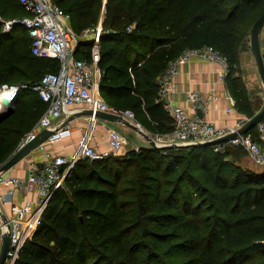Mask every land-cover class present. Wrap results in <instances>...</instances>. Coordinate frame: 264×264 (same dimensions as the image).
I'll use <instances>...</instances> for the list:
<instances>
[{"label":"trees","instance_id":"1","mask_svg":"<svg viewBox=\"0 0 264 264\" xmlns=\"http://www.w3.org/2000/svg\"><path fill=\"white\" fill-rule=\"evenodd\" d=\"M53 1L71 14L82 41L78 57L91 60L93 42L84 43L82 33L102 23L101 93L133 109L155 133L174 128L158 77L188 47L213 45L225 55L236 107L248 117L258 111L242 53L264 0ZM0 13L30 14L20 0H0ZM31 45L23 24L11 32L0 24V84L28 85L0 113V165L48 106L31 86L59 66ZM262 47L264 54V36ZM249 132L258 135L256 126ZM233 147L242 146L220 152L213 145L151 144L80 159L15 264H264V168L230 157Z\"/></svg>","mask_w":264,"mask_h":264},{"label":"built area","instance_id":"2","mask_svg":"<svg viewBox=\"0 0 264 264\" xmlns=\"http://www.w3.org/2000/svg\"><path fill=\"white\" fill-rule=\"evenodd\" d=\"M30 14L6 18L0 13V24L4 32H11L17 24H23L32 38V51L36 55L52 57L59 60L58 69L47 71L40 82L32 85L41 98L48 103L44 113L37 123L28 131L20 141L19 146L34 138L44 128H54L64 115L74 112V108L83 105L93 111L89 119L93 124L100 120L99 111L118 114L134 123L144 135H149L158 145L172 143H199L222 137L238 130L246 120L236 126L220 127L209 120L204 114L208 104L216 95L211 92L204 95L199 90L189 92L195 111L190 112L185 107L176 104L169 98L174 87V78L182 64L190 63L194 58L217 61L223 66L220 77L224 78L228 70V58L215 46L205 45L188 47L176 58L171 59L164 72L158 77L159 94L164 106L174 121V128L166 133L147 132L138 120L133 109H122L110 104L102 95L100 79L102 70L99 67L101 42L103 30L100 22L94 28H87L82 36H93L91 60L76 55V48L80 35L71 25V14L53 0H20ZM131 29V27H130ZM26 84H0V93L12 95L8 104L0 112L7 110L22 88ZM14 98V100H13ZM233 105L236 99L229 94ZM232 107L227 110L231 111ZM68 122L58 124V128L37 149L43 152L40 162L32 161L26 176L5 174L0 171V187L6 186L5 192H0V244L6 234L11 236V249L5 264H15L26 241L32 238L42 222L43 214L54 192L65 186L66 176L80 159L92 160L104 158L110 151L98 150L91 143L93 132L86 133L79 141L78 150L74 154L57 153L49 148L70 133ZM257 137L248 132L236 137L221 141L213 145L215 151L225 152L230 146L241 145L250 154L257 165H264V120L257 125ZM108 143L112 151H117L126 143L125 137L115 128H111ZM18 146V147H19ZM23 194L26 199L23 203L14 202L16 194ZM33 194L32 197L29 195ZM9 203V209L5 204ZM2 206V207H1Z\"/></svg>","mask_w":264,"mask_h":264},{"label":"crops","instance_id":"3","mask_svg":"<svg viewBox=\"0 0 264 264\" xmlns=\"http://www.w3.org/2000/svg\"><path fill=\"white\" fill-rule=\"evenodd\" d=\"M84 39L85 41L83 42L86 44H88V40L93 42L92 35H87L84 37ZM81 42L82 41H80L78 45L80 44L82 47ZM257 68L258 74L262 80L259 65ZM222 71L223 66L219 62L201 58H194L192 62L182 64L178 73L175 75L174 87L169 94V98L172 99L176 104L185 107L188 111L194 112L195 108L193 102L191 99H189L190 91L199 90L204 95H209L211 92H215L216 96L209 101L208 110L205 113L203 112V114L220 127L236 126L248 116L238 110L236 103L235 105L231 103L229 94L232 95V93L226 78L220 77V73ZM251 93L252 92L250 90V94ZM255 94H260L259 90L255 92ZM229 107H232L231 111L227 110ZM74 109L75 110L73 113L64 115V117L59 122L57 121L54 124V129L58 128L59 123L62 124L68 122L70 124V133L49 147L54 149L57 153H76L80 139L90 131L94 133L91 139L92 145L101 151L107 150L112 153L117 151L124 153L132 148L146 146L144 140L146 135H144L139 128H134L129 125V122L131 121L127 120L126 118L123 117L125 121H115L99 116L100 120L93 124L89 119V114L84 113V110L87 108H85L83 105H78ZM111 128H115L120 131L126 139V143L120 150L112 151L111 147L109 146L108 137ZM42 157L43 152L39 149H36L10 169L4 171V173L26 176L32 161L40 162ZM6 190V186L0 187V192H5ZM32 196L33 194L29 195V197ZM25 199L26 196L21 193L14 195L12 198L14 202L18 203H23ZM5 207L9 209V203L5 204Z\"/></svg>","mask_w":264,"mask_h":264},{"label":"water","instance_id":"4","mask_svg":"<svg viewBox=\"0 0 264 264\" xmlns=\"http://www.w3.org/2000/svg\"><path fill=\"white\" fill-rule=\"evenodd\" d=\"M263 24H264V13L257 19V21L252 27L251 42H252V46L254 48L255 54L257 56V61L259 64L262 80L264 83V54H263L262 46H261L260 39H259ZM10 107L11 105L8 106V109ZM4 111L5 110L1 111L0 113H3ZM84 113L92 114L93 111L91 109H85ZM97 114L100 117L105 118V119L115 120V121L116 120L125 121V119L122 116L118 114H114L112 112L99 111ZM262 120H264V105L259 111H257L253 116H251L248 120H246V122L242 126H240L238 130L231 132L227 135H224L222 137H218L213 140H208V141L193 143V144L172 143L168 145H158L149 135H146V137L148 138V140L153 146L158 147V148H173L177 146H188V145H212V144H215L221 141L232 139L239 134L248 133L253 127H255ZM129 125H131L134 128H138L132 122H129ZM54 131H55L54 128H44L40 132H38L34 138L30 139L29 141L25 142L21 146L17 147L16 150L9 156V158L0 165V171H6L10 169L12 166H14L15 164H17L18 162H20L21 160H23L26 156H28L30 153L36 150L40 144L44 143L48 139V137L54 133ZM141 132L143 131L141 130ZM10 249H11V236L9 234H6L3 237V242L1 245L0 264H5V261L8 257Z\"/></svg>","mask_w":264,"mask_h":264},{"label":"rangeland","instance_id":"5","mask_svg":"<svg viewBox=\"0 0 264 264\" xmlns=\"http://www.w3.org/2000/svg\"><path fill=\"white\" fill-rule=\"evenodd\" d=\"M4 17H6V16L4 15ZM11 17H13V16H11ZM6 18H10V16L6 17ZM255 22H254V24H255ZM252 27H251V32H252ZM17 29L23 30L21 25H19L16 28V30ZM2 30H3V27H2ZM22 33H24V31ZM263 36H264V24L262 26L260 36H259L261 46H262ZM262 50H263V47H262ZM258 65L259 64L257 61V56H256L254 48L252 46V42H250V47H249L248 51H245L242 53V74L244 76L245 81L248 84L249 89L252 92V97H255V95H256L255 92H257L258 90L260 92L259 97L255 98V103H254L255 108H258V111H259L262 108V106L264 105V84H263V81L261 80V78L258 74V68H257ZM142 124H143V128L147 132H150V133L155 132L152 129V126H149L148 124L145 125L143 122H142ZM144 140H145L146 146L151 145L149 140L146 137H144ZM19 144H20V142H19ZM19 144L17 146H19ZM230 151H231L230 157L236 158V155L238 154L239 161L243 162L245 166L253 168V169H257V170H261L262 168H264V165H257L254 163L250 154L248 153V151L243 146L238 147V148H235V147L230 148Z\"/></svg>","mask_w":264,"mask_h":264},{"label":"bare ground","instance_id":"6","mask_svg":"<svg viewBox=\"0 0 264 264\" xmlns=\"http://www.w3.org/2000/svg\"><path fill=\"white\" fill-rule=\"evenodd\" d=\"M12 98V95H5V93H0V108L4 107L5 104H8ZM14 100V98H13Z\"/></svg>","mask_w":264,"mask_h":264}]
</instances>
